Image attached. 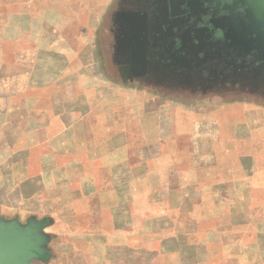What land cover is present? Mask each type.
I'll list each match as a JSON object with an SVG mask.
<instances>
[{
    "label": "rangeland",
    "instance_id": "rangeland-1",
    "mask_svg": "<svg viewBox=\"0 0 264 264\" xmlns=\"http://www.w3.org/2000/svg\"><path fill=\"white\" fill-rule=\"evenodd\" d=\"M72 1L12 0L6 28L13 127L29 130L14 159H27L50 198L67 192L30 217L42 223L48 264H106L84 259L92 243L119 244L125 264H264L258 55L247 68L223 58L220 72L213 61L179 69L161 56L159 0H119L77 43ZM253 7L243 34L261 55L264 0Z\"/></svg>",
    "mask_w": 264,
    "mask_h": 264
},
{
    "label": "crops",
    "instance_id": "crops-1",
    "mask_svg": "<svg viewBox=\"0 0 264 264\" xmlns=\"http://www.w3.org/2000/svg\"><path fill=\"white\" fill-rule=\"evenodd\" d=\"M118 1L73 0L70 8L75 18L71 29L73 32L70 31L68 38L78 43L84 34L87 36L90 31H94L93 25L103 23L104 16H108L109 9L114 8L113 5L116 4L117 8ZM119 12L120 10H116V15ZM11 16L12 0H0V27L4 26V31L0 30V74L4 72V79L0 80V222L15 223L24 227L31 221V216L46 215L52 208L60 207L61 200L66 199L62 198V195L67 192L62 193L53 188V197L50 198L47 185L43 181L30 177L27 159L24 162L14 159L17 157L14 154L16 152H13L14 148L16 151L18 148L22 149L20 139L23 135H28L29 130L27 126L24 131L22 126L16 129L13 127V39L11 33L6 32V28L11 27ZM114 70L120 80L121 77L118 74L120 68L115 66ZM120 83L123 85L121 80ZM22 116L28 120V112L20 113V117ZM64 205L68 207V203ZM121 247L119 244L108 246L103 243H92L86 246L84 259H105L106 264H125L124 250ZM45 253V256H39L29 261L28 264H48L49 259H54V257L50 255L48 248L45 249ZM76 255L77 252H74L69 259H82ZM248 256L246 254V259H251Z\"/></svg>",
    "mask_w": 264,
    "mask_h": 264
},
{
    "label": "flooded vegetation",
    "instance_id": "flooded-vegetation-1",
    "mask_svg": "<svg viewBox=\"0 0 264 264\" xmlns=\"http://www.w3.org/2000/svg\"><path fill=\"white\" fill-rule=\"evenodd\" d=\"M159 2L161 6L157 7L158 14L154 23L158 24L156 34L162 42L161 56H166L183 71H202L210 67V61H213L220 72L226 64L221 63L223 58L233 62L245 61L246 64L243 66L247 68L249 63L252 65L255 62L253 57L258 55L257 58L261 61L256 58L257 63L253 66L258 67L257 71L260 70L264 82V50L259 55L257 51L250 49L247 46L248 37L243 34L249 21L257 18L251 12L255 0H159ZM262 30L264 31V25ZM238 44L245 46L238 49L240 48L237 47ZM243 70L244 68H237L233 71L239 73Z\"/></svg>",
    "mask_w": 264,
    "mask_h": 264
},
{
    "label": "water",
    "instance_id": "water-1",
    "mask_svg": "<svg viewBox=\"0 0 264 264\" xmlns=\"http://www.w3.org/2000/svg\"><path fill=\"white\" fill-rule=\"evenodd\" d=\"M41 226L32 221L24 227L0 222V264H28L45 256L47 239L41 234Z\"/></svg>",
    "mask_w": 264,
    "mask_h": 264
}]
</instances>
